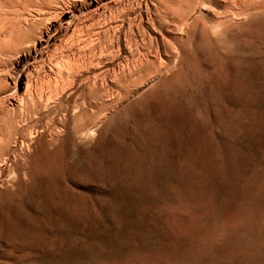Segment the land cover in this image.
<instances>
[{"label": "rangeland", "instance_id": "obj_1", "mask_svg": "<svg viewBox=\"0 0 264 264\" xmlns=\"http://www.w3.org/2000/svg\"><path fill=\"white\" fill-rule=\"evenodd\" d=\"M17 1H0V264H264V0L126 17L113 0L93 53L78 20L48 35L62 14Z\"/></svg>", "mask_w": 264, "mask_h": 264}, {"label": "bare ground", "instance_id": "obj_2", "mask_svg": "<svg viewBox=\"0 0 264 264\" xmlns=\"http://www.w3.org/2000/svg\"><path fill=\"white\" fill-rule=\"evenodd\" d=\"M1 1V0H0ZM5 1V0H4ZM12 1V0H11ZM17 1V0H16ZM92 1H95L96 2V6H94L95 4H93V2H90L89 0H74V1H72V0H23V2H24V4H26V5H28V6H30V7H28V9L29 8H31V7H33V8H36L35 10H37V12H39L41 15H46V14H49V11H51V10H53V11H55V12H57V14H56V17L58 18L59 17V14H62V17L60 16V18H58L57 20H55V21H57V23H55V25H56V27L55 28H50V27H48L47 25H45V28H46V30H47V34L48 35H50L51 33H53L54 31H56V30H60V29H62V27H63V24L64 23H67L68 25H70V27L78 20V22L76 23V29H75V40H74V42H73V46H74V43L75 44H77L78 46H80V45H82V47H83V52H85V50L86 51H91L92 53H93V51L94 50H96V48H97V45H99V44H92V43H90V42H92L91 41V39H94V37L93 38H91V39H89L90 41H89V43H85L86 41H85V39H84V37L86 36H88V37H92V36H94L95 35V29L96 28H98V25L100 24V26H101V22H99V21H97V19H100V18H97L96 20H95V17L96 16H98L99 15V10L102 8V7H106V5H108V2H112L113 0H92ZM122 1H127L126 2V7H124V9L123 10H121L120 12H118L119 10H117V13H118V15L119 16H122V17H126V15H128L129 13H131L132 11H131V5H130V7H129V5L127 4L128 3V1H130V0H122ZM18 2V1H17ZM131 2V1H130ZM168 2V1H167ZM9 3V2H8ZM15 3V2H14ZM22 3V2H21ZM6 4V3H5ZM10 4V3H9ZM8 4V5H9ZM11 4H12V2H11ZM16 4V3H15ZM20 4V3H19ZM23 4V3H22ZM110 4V3H109ZM3 5V4H2ZM13 5V4H12ZM12 5H10V6H12ZM1 6V5H0ZM20 6H22V5H20ZM19 6V7H20ZM93 6L95 7V8H93ZM8 7V6H7ZM18 7V8H19ZM5 8V7H4ZM10 8V7H9ZM22 8V7H21ZM0 9H2V8H0ZM6 9V8H5ZM5 9L2 11V12H5ZM13 9H14V7H13ZM23 9V8H22ZM27 9V8H26ZM140 9V8H139ZM170 9H172V8H170ZM18 10V9H17ZM23 10H25V9H23ZM34 10V11H35ZM107 10H108V8H107ZM111 10V9H110ZM8 11V10H7ZM12 11H15V10H12V8H11V13H12ZM22 11V10H21ZM27 10H25V12H26ZM32 11V10H31ZM112 11V10H111ZM18 12L19 11H17L16 13V15H18ZM168 12V11H167ZM22 13L23 12H20V14L22 15ZM52 13V12H51ZM54 13V12H53ZM52 13V14H53ZM106 13V12H105ZM112 13H113V11H112ZM116 12H114L113 14L115 15V14H117ZM136 13H138V12H136ZM6 14V13H5ZM9 14H10V12H9ZM15 14V13H14ZM19 14V15H20ZM26 14V13H25ZM111 14V13H110ZM110 14H109V18H107L106 19V21H108L107 23L108 24H110V22H111V19H110ZM132 14V13H131ZM13 15V14H12ZM103 16H104V14H102ZM133 15H134V11H133ZM6 16H7V14H6ZM51 16H53V15H51ZM55 16V15H54ZM106 16H108L107 14H106ZM113 16V15H112ZM121 17V18H122ZM55 18V17H54ZM112 18V17H111ZM121 18H118V19H121ZM3 19V18H2ZM49 19V18H48ZM53 19V18H52ZM115 19V18H114ZM124 19V18H123ZM8 20V19H7ZM20 20H23V19H20ZM65 20V21H64ZM113 20V19H112ZM17 21V20H16ZM25 21V20H24ZM26 21H28L27 19H26ZM31 21V20H30ZM30 21H29V23H30ZM53 21H54V19H53ZM101 21V20H100ZM105 21V22H106ZM116 21V20H115ZM37 22V23H36ZM35 22V24H37L38 26L37 27H39V25H43V21L42 20H39V21H36ZM46 22V21H45ZM104 22V21H103ZM104 22V24H102V26L104 25L105 26V24L107 25V23H105ZM114 22V21H113ZM125 22V21H124ZM13 23V22H12ZM15 23V22H14ZM18 23V22H17ZM16 23V24H17ZM25 23V22H24ZM27 23V22H26ZM26 23H25V25H26ZM19 24H21V25H23V23H21V21H20V23ZM34 23L31 21V23L30 24H27V27L29 26V27H33L34 25H33ZM111 24H112V22H111ZM20 25V26H21ZM49 25V24H48ZM131 25V24H130ZM12 26V25H11ZM19 26V28H20V31H21V27ZM44 26V25H43ZM42 26V27H43ZM101 26V27H102ZM16 27V26H15ZM18 27V26H17ZM23 27H24V25H23ZM26 27V26H25ZM41 27V28H42ZM110 27H111V25H110ZM4 27H2V29H3ZM13 28V27H12ZM34 28H36V26H34ZM33 28V29H34ZM104 28V27H103ZM24 29V28H23ZM38 29H40V27L38 28ZM65 29V28H64ZM67 29H68V27H67ZM109 29V28H108ZM13 30V29H12ZM26 30V29H25ZM28 30V29H27ZM43 30H45V29H43ZM109 30H111V29H109ZM115 30H117V28L115 29ZM122 30V29H121ZM121 30H120V32H121ZM10 31H11V28H10ZM9 31V32H10ZM22 31H24V30H22ZM32 31V30H31ZM31 31H29V33L31 32ZM118 31V30H117ZM12 32V31H11ZM14 32V31H13ZM61 32V31H60ZM100 32V31H99ZM106 32H109V31H106V30H102L100 33H97V35H99L100 37L102 36L103 37V35H104V37H105V34H106ZM140 31H139V29L138 28H136V30H135V32L134 33H136L137 35L138 34H140L139 33ZM143 32V31H142ZM2 33V32H1ZM18 33H19V31H18ZM21 33V32H20ZM19 33V34H20ZM24 33L26 34L27 32H25L24 31ZM41 33V32H40ZM214 33V32H213ZM3 34V33H2ZM17 34V33H16ZM31 34V33H30ZM74 34V33H73ZM119 34V33H118ZM26 35H29L28 33L26 34ZM130 35V34H129ZM18 36V35H17ZM98 36V37H99ZM22 37V36H21ZM27 37V36H26ZM108 37V36H107ZM119 37V36H118ZM15 38V37H14ZM96 38V37H95ZM106 38V37H105ZM120 38H122V37H120ZM134 38V37H133ZM132 38V39H133ZM96 40H98V39H96ZM101 41V40H100ZM120 41V40H119ZM46 42H48V41H46ZM98 42V41H97ZM101 42H104V38H102V41ZM100 42V43H101ZM134 43H135V40H134ZM162 43V42H161ZM103 44H105V43H103ZM141 44V43H140ZM7 45V44H6ZM153 45V44H152ZM213 45V44H212ZM100 46V45H99ZM105 46V45H104ZM149 46V45H148ZM151 46V45H150ZM161 46V45H160ZM70 47H72V46H70ZM69 47V48H70ZM76 47V46H75ZM101 47H103V45H101ZM129 47H130V45H129ZM147 47V46H146ZM107 48V47H106ZM106 48H105V50H106ZM108 48H110V47H108ZM132 48V47H131ZM103 49H104V47H103ZM140 49V48H139ZM99 50H101V49H99ZM156 50V49H155ZM161 50V49H160ZM69 51V50H68ZM154 51V50H153ZM157 51H159V48H158V50ZM164 51V50H163ZM173 51V50H172ZM96 52V51H95ZM105 52V51H104ZM131 52V51H130ZM159 53V52H158ZM91 54V53H90ZM103 54V53H102ZM106 54V53H105ZM132 54V53H131ZM93 56L95 55V53L94 54H92ZM158 55H160L161 56V54H158ZM107 56V55H106ZM105 57V56H104ZM118 57V56H117ZM134 57V56H133ZM106 58V57H105ZM160 58V57H159ZM101 59V58H100ZM103 59V58H102ZM161 59H163V58H161ZM107 60V59H106ZM111 60V59H110ZM100 61V60H99ZM101 63H104V65L106 66L107 65V63H105V62H102L101 61ZM111 63V62H110ZM144 63H146V62H144ZM153 63V62H152ZM109 64V63H108ZM147 64V63H146ZM145 64V65H146ZM168 64V63H167ZM93 65V64H92ZM95 65V64H94ZM99 64H97L96 66H98ZM102 65V64H101ZM100 65V66H101ZM144 65V64H143ZM108 66V65H107ZM106 66V67H107ZM110 66H111V64H110ZM94 67V66H93ZM92 67V68H93ZM103 67V66H102ZM97 68V67H96ZM139 68V67H138ZM95 69V68H94ZM99 69V68H98ZM101 69V68H100ZM137 69V68H136ZM140 69H142V67L140 68ZM137 71H138V69H137ZM140 71V70H139ZM136 73V72H135ZM134 73V74H135ZM132 74V73H131ZM130 74V75H131ZM156 74V73H155ZM123 75H124V73H123ZM126 75V74H125ZM124 75V76H125ZM124 76H122V77H124ZM119 77V76H118ZM118 77L116 78L117 79V81H120V80H118ZM126 77V76H125ZM127 78H129L130 80H131V78L129 77V74H128V77ZM120 79H121V75H120ZM128 79V80H129ZM135 79V78H134ZM115 80V79H114ZM125 80V79H124ZM132 80H133V78H132ZM136 80H138V79H136ZM135 80V81H136ZM116 81V80H115ZM112 82H114L113 80H112ZM131 82V81H130ZM134 82V81H133ZM137 82V81H136ZM122 83H124V85H125V82H122ZM128 83H129V81H128ZM140 83V82H139ZM138 83V84H139ZM115 84L117 85H120L119 84V82L117 83V82H115ZM127 84V83H126ZM132 84V83H131ZM135 84H137V83H135ZM129 85V84H128ZM114 86V85H113ZM135 86V85H134ZM137 86V85H136ZM111 87V86H110ZM117 87V86H116ZM119 87V86H118ZM121 88H122V85L120 86ZM125 88V87H124ZM119 88H117V90H118ZM129 89H131L130 87H129ZM127 89H125V91H126ZM121 91V90H120ZM124 91V92H125ZM132 91V90H131ZM123 92V91H122ZM129 92H127L126 94H128ZM123 96V95H122ZM95 98V97H94ZM101 98V97H100ZM99 99V98H98ZM102 99V98H101ZM100 99V100H101ZM37 102V101H36Z\"/></svg>", "mask_w": 264, "mask_h": 264}]
</instances>
